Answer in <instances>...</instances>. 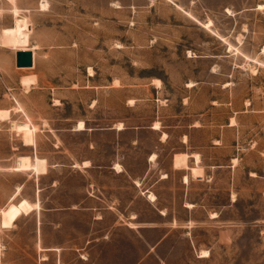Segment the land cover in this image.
Listing matches in <instances>:
<instances>
[{"label": "rangeland", "instance_id": "obj_1", "mask_svg": "<svg viewBox=\"0 0 264 264\" xmlns=\"http://www.w3.org/2000/svg\"><path fill=\"white\" fill-rule=\"evenodd\" d=\"M0 112V264H54L42 246L98 227L78 206L36 212L37 189L46 208L83 199L85 173L114 172L97 183L124 184V202L155 188L191 226L175 231L188 245L173 235L157 250L169 264H264V0H0ZM129 207L121 264L157 237L128 227L153 220L144 199Z\"/></svg>", "mask_w": 264, "mask_h": 264}, {"label": "crops", "instance_id": "obj_2", "mask_svg": "<svg viewBox=\"0 0 264 264\" xmlns=\"http://www.w3.org/2000/svg\"><path fill=\"white\" fill-rule=\"evenodd\" d=\"M181 161L184 160V157H178ZM147 160L149 161L148 157ZM88 165H84L87 167ZM66 176V175H65ZM187 176V175H186ZM123 174L120 172H114L108 174L107 176L101 174H84V197L81 200H69L67 202L54 201V203L49 207H40L41 201L39 200L40 189H37V198H36V212L39 213V210H50L53 213L59 212L60 210L65 209H75L77 206L84 211H88L91 215V224H97L98 227H94L90 232L89 236L83 237L82 240L78 241L75 236L70 232L67 233V237L64 235V238L61 241L53 242L50 245L42 246V250H50L55 252L54 264H121L123 261V240L120 238L118 231L120 227L124 225V218L126 219H136L137 210L129 207V204L136 198L141 197L144 199L149 212L152 213L153 220L149 222H137L131 223L129 228H152L157 231V237L151 245H149L142 237L143 242L148 246V250L144 255L138 257L131 264H145L147 260L153 258L156 264H169L166 257L159 255L158 249L163 246L168 239L172 238L171 236L181 239H184L185 244L188 245L189 238L186 236L187 231L180 233L175 236V231L180 228H187L185 224H176L173 223V219L169 220L167 218V213L170 211L167 208L165 203H162L159 194L155 188L147 187L143 190L134 191L131 194L127 201H123V196L120 194L123 190L124 184L106 186L103 188V185L97 183L101 178H107L109 180H120L122 179ZM142 177L132 178L129 177L128 183L129 187L136 186V181L140 182ZM166 174L156 175L155 181H160L167 179ZM187 176V181H188ZM182 181V175L179 179ZM186 180V178H185ZM199 181L203 180L202 178L197 179ZM186 181V182H187ZM52 187L54 188L55 179H52ZM184 182V183H186ZM120 190V192H119ZM187 189L181 190V195H186ZM148 194L153 195V199L148 198ZM24 201V200H21ZM26 201V200H25ZM27 202V201H26ZM29 203V202H27ZM180 206H185L182 201L179 202ZM30 204V203H29ZM35 204V205H36ZM190 207L198 206L197 203H189ZM31 205V204H30ZM34 206V205H32ZM33 209V208H32ZM98 213V216L94 214ZM132 213L131 215H125ZM218 215L214 214L211 219L217 218ZM191 222L188 220L186 222ZM214 222V221H213ZM36 224H39L37 221ZM56 225H61L62 230L64 228V223L62 221L54 222ZM37 230V229H36ZM219 233V229L217 230ZM140 234L138 233L137 241H140ZM38 242V239H37ZM191 243V239H190ZM82 250L83 255L79 252ZM149 251H152V255H149ZM197 257L199 255L196 254ZM201 257V256H200Z\"/></svg>", "mask_w": 264, "mask_h": 264}, {"label": "bare ground", "instance_id": "obj_3", "mask_svg": "<svg viewBox=\"0 0 264 264\" xmlns=\"http://www.w3.org/2000/svg\"><path fill=\"white\" fill-rule=\"evenodd\" d=\"M33 53V52H32ZM32 53H31V55H32ZM32 67V66H31ZM19 68H26V67H19ZM22 82H23V84H25L26 82H28L27 80H22ZM5 112H0V115H5L4 114ZM16 128H17V130H19V132L21 131V133H27L29 130H30V127H29V125L27 124V123H18V124H16ZM78 128L79 129H82L83 128V126H82V124H80L79 126H78ZM195 159L196 160H198L197 159V156L195 157ZM19 165L20 166H22V167H24V168H28V167H30V164H29V161L27 160V158H21L20 160H19ZM150 199H153V196H150ZM20 211H22V212H24V213H27L28 211H30L32 208H33V206L32 205H30L29 203H27L25 200L24 201H20L19 203H18V207H17ZM10 213H8V212H5V213H2V217H3V219H1V220H3L2 221V226L3 227H7V226H9V224H10ZM202 253V256H206L207 254L206 253H204V252H201Z\"/></svg>", "mask_w": 264, "mask_h": 264}, {"label": "water", "instance_id": "obj_4", "mask_svg": "<svg viewBox=\"0 0 264 264\" xmlns=\"http://www.w3.org/2000/svg\"><path fill=\"white\" fill-rule=\"evenodd\" d=\"M32 63V55L30 50H16L14 52V64L16 67H28Z\"/></svg>", "mask_w": 264, "mask_h": 264}]
</instances>
